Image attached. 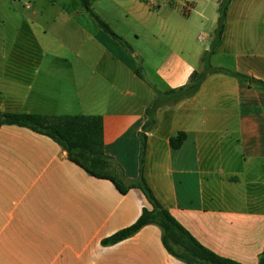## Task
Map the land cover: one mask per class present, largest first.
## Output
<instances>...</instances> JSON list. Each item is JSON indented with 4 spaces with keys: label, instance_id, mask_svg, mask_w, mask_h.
I'll list each match as a JSON object with an SVG mask.
<instances>
[{
    "label": "crops",
    "instance_id": "1",
    "mask_svg": "<svg viewBox=\"0 0 264 264\" xmlns=\"http://www.w3.org/2000/svg\"><path fill=\"white\" fill-rule=\"evenodd\" d=\"M145 1L138 7L155 16L153 25L141 27L150 47L146 60L142 51L128 56L81 7L60 0L32 10L34 19L23 20L10 38L2 36L0 22L1 113L99 116L110 172L126 184L139 175V133L153 89L176 90L193 72H204L218 22L219 0ZM9 2L0 0V9L9 4L10 11ZM161 47L164 54L155 58ZM209 63L264 83V0L230 1ZM153 121L145 134L143 176L154 197L211 253L258 264L264 252V91L214 72L193 97L160 106ZM179 133L186 139L172 150L170 139ZM144 208L150 206L137 188L119 194L109 180L71 164L46 136L0 128V264H184L164 250L155 225L114 246L101 244Z\"/></svg>",
    "mask_w": 264,
    "mask_h": 264
},
{
    "label": "trees",
    "instance_id": "2",
    "mask_svg": "<svg viewBox=\"0 0 264 264\" xmlns=\"http://www.w3.org/2000/svg\"><path fill=\"white\" fill-rule=\"evenodd\" d=\"M84 12L89 14L97 24L100 31L117 40L122 46L127 45L117 36L100 18L94 13L89 0H77ZM231 0H219L217 4L218 22L213 31V40L210 50L203 56L205 65L204 72H193L189 75L185 86L165 92L153 89L154 98L145 112V123L139 133V164L138 178L135 182L124 183L110 172L111 159L104 154L103 149V125L99 116H56L48 117L45 115H25L1 113L0 128L2 126L23 127L33 133L46 136L67 154L71 164L79 167L85 173L95 179L109 180L115 186L116 191L125 195L130 189H138L145 198L150 208H144L140 216L129 227L117 232L115 235L103 239V246L116 245L129 237L135 235L148 225H155L161 230L160 242L164 250L172 257L183 261L184 264H237L229 259L221 258L201 246L194 238L184 230L162 207V204L154 197L150 187L147 185L143 176L144 157L146 150V136L154 126V114L156 110L167 103H176L182 99L193 97L205 77L211 73H225L237 78L239 81L247 83L264 91V83L248 78L238 73H232L223 69H215L210 66V55L218 47L223 28L225 27L226 10ZM140 69L134 73L143 79ZM186 136L179 133L172 137L169 147L177 150L184 143ZM258 264H264V252Z\"/></svg>",
    "mask_w": 264,
    "mask_h": 264
},
{
    "label": "rangeland",
    "instance_id": "3",
    "mask_svg": "<svg viewBox=\"0 0 264 264\" xmlns=\"http://www.w3.org/2000/svg\"><path fill=\"white\" fill-rule=\"evenodd\" d=\"M50 0H10L11 10L8 11V5L4 4V6L0 9V22H1V34L4 38H10L13 35V32L19 28H22L23 20H33L31 17L32 10H38L44 6L49 5ZM142 2L143 0H89L90 5L94 13H96L99 18L119 37L125 41L128 46L127 49L124 47V52L128 56H132V52H141L143 54V58L147 59L150 47L147 41L144 39V35L141 32V27L143 24L148 27L149 24H154V17L151 14H147V9L138 7L137 2ZM153 2L157 4H161L162 1L165 0H146L145 4L148 5V2ZM60 5L65 7H81L77 0H60ZM149 6V5H148ZM15 9V12L12 11ZM127 10H136L137 16H127ZM153 13L156 10H151ZM84 12V11H83ZM13 13V14H12ZM130 13H128L129 15ZM84 15L88 20L91 21L93 26L95 20L86 12ZM144 17V18H143ZM136 32L137 35H141L139 41L134 39L133 32ZM21 38H23L21 36ZM89 40V39H88ZM114 45H120L121 43L115 40ZM84 44V48H85ZM122 45V44H121ZM123 47V46H122ZM109 49L112 53L119 56L116 52V49L113 46L109 45ZM86 48L82 50L85 52ZM160 55H156L155 58H160L162 54H164V49L161 47L159 49ZM92 53V52H90ZM135 58V56L133 55Z\"/></svg>",
    "mask_w": 264,
    "mask_h": 264
}]
</instances>
